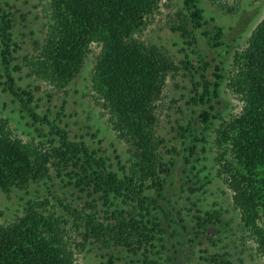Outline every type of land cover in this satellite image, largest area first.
<instances>
[{
  "label": "trees",
  "instance_id": "obj_1",
  "mask_svg": "<svg viewBox=\"0 0 264 264\" xmlns=\"http://www.w3.org/2000/svg\"><path fill=\"white\" fill-rule=\"evenodd\" d=\"M159 2L51 0L52 21L45 45L37 57L26 59L35 74L55 88L64 89L81 74L90 46L93 43L101 46L92 79L94 95L103 101L112 114L115 129L133 147L132 160L121 168V174L111 169L106 157L84 142L71 141L67 131L53 127L48 117H41L33 108V93L17 86L14 74L21 68L13 65L18 44L13 35L12 13L0 0V70L5 71L7 78L4 90L20 105L25 117L51 126L59 143L50 151L39 153L32 144L13 138L0 125V190L9 194L14 189L25 190L40 184L50 177L53 166L59 176L68 171L77 189L89 196L99 195L108 208L114 205L113 199L134 198L138 210L135 217H126L124 211L111 214L107 211L110 215L103 220L95 218L96 212L80 215L85 240H93L108 250L148 251L154 248L158 233L163 232L159 219L151 213L160 203L145 193L153 191L162 198L166 176L170 174L169 163L162 153L165 140L158 135V101L168 75L178 74L182 67L158 48L148 47L137 38L145 27L146 17ZM179 17L183 24L176 30L183 38L198 33L213 47L223 46L220 40L224 29L215 26L216 33L212 36L208 26L215 19L206 15L200 0H183ZM220 63L213 80L205 78L195 85L192 101L200 106L201 112L192 143L200 137L204 140L218 119L214 110L226 79L224 63ZM182 64L186 69L192 67L189 61ZM233 66L229 86L243 98L244 107L240 116L220 125L216 143L234 205L241 211L242 224L264 254V20L253 32L247 48L234 54ZM206 216L208 220L195 217L199 227L214 224L212 215ZM168 218L172 220L171 213ZM172 222L178 223L176 219ZM62 228L59 220L30 206L26 215L13 224H0V264H74ZM220 259L222 256L213 255L208 260L218 263Z\"/></svg>",
  "mask_w": 264,
  "mask_h": 264
},
{
  "label": "rangeland",
  "instance_id": "obj_2",
  "mask_svg": "<svg viewBox=\"0 0 264 264\" xmlns=\"http://www.w3.org/2000/svg\"><path fill=\"white\" fill-rule=\"evenodd\" d=\"M200 2L206 15L215 19L208 26L212 36L216 33L215 26L224 29L220 40L223 46L213 47L198 33L187 39L182 37L176 29L183 24L179 17L183 0H160L137 35L144 45L158 48L182 67L178 74L168 75L158 101V135L165 140L162 153L171 170L165 175L162 198L153 191L145 193L160 203V207L151 210L163 231L158 233L154 248L134 253L125 248L108 250L93 240L86 241L84 220L80 215L96 212L95 218L103 220L114 211H124L126 217H135L138 213L135 200L113 199L114 205L108 208L99 195L89 196L77 189L68 171L59 176L53 166L50 177L40 184L25 190L14 189L9 194L0 190L2 226L18 221L30 206L47 217L53 216L63 226L74 264H264V254L244 228L241 211L234 205L216 143L220 125L243 111V98L229 86L234 72L233 56L247 48L253 32L264 20V0ZM2 4L12 13L13 35L18 44L13 63L14 67L21 68L14 74L17 86L33 93V108L41 117H48L53 127L67 131L71 141L84 142L106 157L111 169L122 174L121 168L132 160L133 147L115 129L112 114L94 95L92 79L101 57V46L98 43L90 46L81 74L69 86L55 88L35 74L26 60L37 57L45 45L52 21L51 0H2ZM188 61L194 68L184 67L182 62ZM220 62L224 63L226 79L214 110L218 119L204 140L200 137L192 143L201 112L200 106L192 101L195 85L205 78L213 80ZM4 72L0 70V125L10 131L13 138L32 144L39 153L50 151L59 144L58 137L52 134L54 130L46 123H34L24 116L20 105L4 90L7 81ZM170 213L177 224L168 218ZM207 213L212 215L214 224L199 227L195 217L208 220ZM213 255H220L222 259L218 263L209 262Z\"/></svg>",
  "mask_w": 264,
  "mask_h": 264
}]
</instances>
